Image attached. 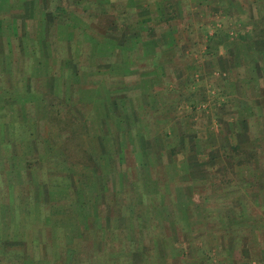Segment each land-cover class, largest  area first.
Masks as SVG:
<instances>
[{
    "label": "crops",
    "instance_id": "1",
    "mask_svg": "<svg viewBox=\"0 0 264 264\" xmlns=\"http://www.w3.org/2000/svg\"><path fill=\"white\" fill-rule=\"evenodd\" d=\"M62 1L65 3L62 4ZM117 1L0 0V122H8L9 114L17 119L16 122H22L14 126L17 136L13 137L10 131V138L1 140L9 145L8 150L0 148V177L5 181L4 186L8 188L11 186L10 182L13 185L20 184L21 180L18 178L28 168L34 170L32 175L39 176L40 169L36 170L31 157L35 156L37 159L45 152L40 147L44 146V140L51 139L52 131L62 141L63 132L69 138L72 137V131L75 135L87 136V145L96 144V154L99 155H95L97 159L88 155L90 157L79 161L81 167L71 172V184L55 190L62 197L49 198L44 206L56 204V200L57 204L76 200L81 204L95 206L99 195L100 209L113 210L118 205L117 213L115 210L112 213L107 211L101 218L93 212L88 215V221L94 218L95 223L101 224L99 232L107 230L110 234L102 237L106 239L105 242L99 240L101 236L97 235L96 246L99 250L110 251L109 255L120 254L121 264H149L153 257L156 264H239V260L234 257L233 245L226 247L225 243L219 244L227 248V252L211 258L208 251H205L199 260L194 249L187 250L185 244L181 243L184 250H175L171 261L162 246V234L153 236L149 247L143 234L135 227L137 223L140 228L149 225L147 211L151 209L147 210L145 204L155 199V196L159 198L153 209L155 214H169L171 209H178L182 202V210L188 211L195 187L200 185L195 179H201L202 183L208 182L206 174L209 172V165L200 166L198 163L203 160L201 157L194 158L199 155L197 153H190L193 160L183 155L187 145L202 144L201 135L191 136L184 131L185 128H178L177 125L172 127L174 132L171 135L166 131L161 135L160 130L153 128H156L157 123L168 119L169 116L163 114L178 108L177 105L173 106L175 101L169 98L166 87H160L163 75H166V65H173L167 61L176 55L177 26L172 25L158 31L147 24L152 18L151 14L153 15L154 4L150 0H123L125 8L122 10L118 7L120 11L115 9ZM158 5L161 11L168 6L163 0ZM135 15L139 19L138 23L126 21ZM136 74L133 84L126 81V77ZM67 77L71 80L70 84L64 80ZM61 85L63 87L60 89ZM57 88L63 93L69 89L73 102L63 103L62 98L56 97L53 100L51 96L61 93ZM135 89H139V92L131 94L128 101L129 91ZM97 93H101V97ZM41 96L49 102L45 109L38 102ZM27 100L31 101V105H28ZM72 106L82 107L84 119L72 116L71 109H66ZM163 109L167 112L161 114ZM16 113H28L27 116L30 117L16 118ZM41 120L51 128L42 140L41 130L34 129L36 125L37 128L40 127ZM25 121L29 123V127L23 125ZM87 128L94 130V138L90 137L93 132L85 135ZM18 130L27 133L26 136L30 139L24 140L22 136H18ZM183 131L185 136H181ZM62 141L59 143L64 145ZM59 143H53L54 146L50 143L48 151L55 152L54 147L59 146ZM128 158L135 163L126 165ZM21 159H25V165ZM37 162L35 161V165ZM130 167L138 172L137 177L130 173L133 171ZM51 172L52 170L47 169V173ZM20 173L21 176L16 177ZM76 173L83 179L84 185H77V179H74ZM64 174L66 175L65 172ZM183 177L194 180V183L191 186H178L175 196L171 192L173 186ZM243 183L242 192L231 190L232 194L242 193L248 196L252 191L254 195L262 192L258 188V181L254 183L252 178L244 179ZM9 189L10 187L7 192L4 190V193L8 194ZM131 193H134V202L143 207L137 209L134 202L129 205L122 202L121 196L127 197ZM164 203L167 205H163ZM131 206L136 210L130 209ZM223 208L222 215L216 218L220 230L226 233L224 240L228 241L233 226H247L250 218L244 205L241 208L245 212L240 209L234 212L226 206ZM204 212L200 213L201 217L206 216ZM93 214L95 217L91 216ZM115 220L120 223L118 230L125 228L127 238L130 237V241L135 243L130 251L117 249L115 244L112 246L107 242L114 243L118 238V231L116 233L110 230ZM131 222L133 228L129 226ZM173 223L175 224L172 221L171 224ZM148 232L152 236L151 230ZM87 242L82 243V252L89 249ZM101 242L106 245H101ZM105 246L108 249H102ZM66 247L71 249L73 244L67 240ZM111 247L116 249L111 250ZM30 252L31 256L35 255L32 254L33 251ZM244 252L248 254L247 250Z\"/></svg>",
    "mask_w": 264,
    "mask_h": 264
},
{
    "label": "rangeland",
    "instance_id": "2",
    "mask_svg": "<svg viewBox=\"0 0 264 264\" xmlns=\"http://www.w3.org/2000/svg\"><path fill=\"white\" fill-rule=\"evenodd\" d=\"M150 1L154 4L153 15L151 14L152 18L147 24L158 31L161 28H170L172 25L177 26L174 50L176 55L167 61L173 65H166V75H163L164 79L160 87L162 89L166 87L169 98L175 101L173 106L177 105L178 108L174 111L169 110L167 114H163L167 112L163 109L161 114L168 115V119L157 123L156 128L154 126L153 128L160 130L161 135L164 131L171 135L174 132L172 127L177 125L178 128L179 126L182 129L185 128L184 131L191 136L201 135L202 144L187 145L183 155L193 160L189 156L190 153L199 154L194 158L201 157L203 161L198 164L209 165V172L206 174L208 182L202 183L201 179H195L200 185L195 187L190 203L191 208L188 211L182 210L184 209L182 206L184 202H182L178 204V209H171L169 214L161 216L155 214L153 209L159 202V198L155 196V199L145 204L147 210L151 209L147 211L149 225L140 228L137 223L135 227L143 234L149 247L152 245V237L162 234L164 239L162 246L171 261L174 259L175 250H184L181 243L185 244L187 250L196 251L197 260L205 251H208L211 258L219 257L227 252V248L221 247L222 244L219 243H225L226 247L233 245L234 257L239 260V264H264V34L257 35L260 28L264 27V22L257 27L253 19L255 14L262 15L264 12L261 7L262 0H226L225 4L215 0L204 2L203 0H163L168 5L162 9L163 12L158 7L161 0ZM51 4L54 5L53 2ZM124 4L126 3L123 0H118L115 9L119 7L123 10ZM135 17L136 15L125 20L129 23L134 21L133 23L136 24L139 19ZM119 21L122 20L119 19ZM219 29L229 32L230 37L225 44L210 48L208 39ZM241 35H246V39ZM230 47H232L231 50ZM136 76L137 74L125 79L133 84ZM64 80L67 84L71 83L69 77ZM62 87L63 85L60 89ZM60 89L57 88L58 91H61ZM138 92L139 89L130 90L128 101L131 94ZM97 94L101 97V93ZM5 95L7 96L8 93L6 92ZM54 97L62 98L63 103L73 102L69 89L67 92L61 91L51 96L53 100ZM27 102L31 105V101L27 100ZM38 102L43 109L49 103L42 96ZM72 107L66 108L71 109L72 116L84 119L82 116H85V113L82 107ZM27 115L16 113V118L26 116L25 119H27L30 117ZM8 120V122H0V148L4 150H8L9 145L1 140L10 138V131L13 137L17 136L14 126L22 123L16 122L17 119L10 114ZM42 121L44 120L39 122V128L37 125L34 126V129L41 130V136L39 135L41 140L47 136L48 131H51V128ZM152 121L154 125L153 118ZM23 125L29 127L27 121ZM67 125L69 126V123ZM93 131L92 128H87L85 135H90ZM193 131L196 132L193 133ZM26 134L18 130V136L29 140ZM94 135L95 132L90 137L94 138ZM63 136L64 141L52 131L51 139L44 140V146L40 147L45 150V154L43 153L37 159L35 156L31 157L34 159L33 166L36 170L40 169L39 176L32 175L34 170L30 168L22 176V173L17 174L16 177L21 176L18 178L21 182L18 185L10 182L8 194L4 193V190L7 192L9 187L4 186L5 181L0 177V264L122 263L120 254L109 255L110 251L98 249L97 235L101 236L99 240L105 242L106 239L102 237H108L110 234L107 230L99 232L101 224L95 223L94 218L88 221V215L92 212L100 218L107 211L112 213L115 210L117 213L118 205L113 210L100 209L99 195L95 206L81 204L76 200L67 203L61 201L58 204L56 200V204L44 206L49 198L62 197L55 190H61L64 186L68 187L71 184V172L81 167L79 161L90 157L88 155L97 159L95 155H99L96 154V144L87 145L89 141L87 136L75 135L72 131V137L66 138L64 132ZM59 141H62L64 145ZM236 142L241 145L238 150L231 146ZM50 143L52 146H54L53 143L60 144L54 147L55 152L48 151L51 147ZM69 143L71 145H68ZM71 159L73 162L69 161ZM0 160H2L1 156ZM35 161H38L36 165ZM132 161L128 158L126 165L135 163ZM21 162L23 165L26 164L25 159H21ZM47 169L54 173H47ZM130 169L133 170L130 173L137 177L138 172L133 167ZM128 177L132 178L131 174H128ZM248 178L254 179V183L258 181V188L262 192H255L257 196L253 194V191L248 196L239 192L237 193L240 195L232 194L231 190L242 192L244 179ZM74 179H77L78 186L84 185L83 179L77 173ZM193 183L194 180L183 177L177 183L178 185L173 186L171 192L176 196L178 186L186 184L191 186ZM163 191L166 189L163 188ZM83 192H85L84 189ZM134 193L128 194L127 197L121 196L122 202L126 205L134 202ZM134 203L137 209L142 206L137 205V202ZM241 205L246 206L250 224L242 227L233 226L231 235L228 234V241H225L223 236H226V233L220 230L216 217L222 215L223 206L230 207L233 211L238 209L241 211ZM135 207L131 206L130 209ZM199 210H205V212ZM202 212L206 213V216L201 217ZM242 212L245 211L242 210ZM94 214L91 216L95 217ZM135 220L138 221L136 217ZM172 221L175 222L174 225L171 224ZM119 225L118 220H115L110 228L112 232L118 231V241L107 242L112 246L115 244L117 249L130 251L135 243L130 241V237L127 238L125 228L118 230ZM129 226L134 227L132 222ZM148 230H151L152 236L149 235ZM67 240L73 244V248L66 247ZM83 242H87L89 249L82 252ZM103 244L106 245L101 242V245ZM101 245H99L100 248ZM115 247H111V250L116 249ZM102 249H108V246ZM245 250L248 254H245ZM30 251H33L32 254L35 255L31 256ZM149 262V264H156L154 257Z\"/></svg>",
    "mask_w": 264,
    "mask_h": 264
},
{
    "label": "trees",
    "instance_id": "3",
    "mask_svg": "<svg viewBox=\"0 0 264 264\" xmlns=\"http://www.w3.org/2000/svg\"><path fill=\"white\" fill-rule=\"evenodd\" d=\"M215 1H220V2H222V4H225V2H226V0H215ZM261 7H263V9H264V0H262V6ZM254 16H255L253 18L254 19V22H256L255 23L256 26L259 27L260 26V23L264 22V12H263L262 15L260 13L259 15L258 14H255ZM263 34H264V27H261L257 35L258 36H262ZM241 36H242V38H245L246 39V35H241ZM229 37H230L229 32H224L223 30L220 31V29H219V30L215 31L214 35H212V36L209 37V39H208L209 40L208 41V46L210 48H212V47H218V45H220V44H225L226 40H228ZM231 48L232 47H230V50H231ZM185 135H186V133L184 131L181 132V136H185ZM231 146H232V148L238 150L241 145H240V143L237 142L236 144L231 145Z\"/></svg>",
    "mask_w": 264,
    "mask_h": 264
}]
</instances>
